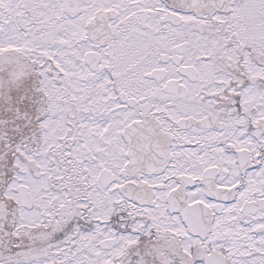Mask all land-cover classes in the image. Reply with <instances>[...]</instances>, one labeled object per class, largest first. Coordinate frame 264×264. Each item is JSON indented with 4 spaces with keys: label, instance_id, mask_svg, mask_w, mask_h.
Instances as JSON below:
<instances>
[{
    "label": "snow or ice",
    "instance_id": "6c2138e0",
    "mask_svg": "<svg viewBox=\"0 0 264 264\" xmlns=\"http://www.w3.org/2000/svg\"><path fill=\"white\" fill-rule=\"evenodd\" d=\"M0 264H264V0H0Z\"/></svg>",
    "mask_w": 264,
    "mask_h": 264
}]
</instances>
